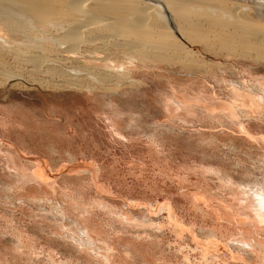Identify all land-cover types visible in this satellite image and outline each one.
<instances>
[{"label":"rangeland","instance_id":"374dc122","mask_svg":"<svg viewBox=\"0 0 264 264\" xmlns=\"http://www.w3.org/2000/svg\"><path fill=\"white\" fill-rule=\"evenodd\" d=\"M202 24L184 65L152 59L172 72L100 49L124 66L104 86L73 74L79 55L70 67L52 51L56 75L40 86L5 58L27 82L0 74V264H264V219L237 200L264 184V102L245 92L264 62ZM253 104L260 113L239 112ZM238 235L252 252L232 247Z\"/></svg>","mask_w":264,"mask_h":264},{"label":"bare ground","instance_id":"6f19581e","mask_svg":"<svg viewBox=\"0 0 264 264\" xmlns=\"http://www.w3.org/2000/svg\"><path fill=\"white\" fill-rule=\"evenodd\" d=\"M202 23L207 24L209 29H218L212 35L224 50L238 48L241 59L250 57L264 62V0H0V74H3V79L15 81V84L27 82L21 72L13 73L15 71L11 72L9 67L2 66L7 58L12 65L30 66L28 71L32 73L29 78L40 86L47 81L43 76L56 75L52 71V51L55 50V54L62 56V65L70 66L79 55L86 67L84 70L74 68L73 74L80 76L84 72L92 83L102 86L104 81L108 82L124 68L114 64L108 58L110 55L100 52L105 47L120 49L124 55L135 52L140 62L152 65L159 72H172L170 68L174 63L184 65V61L188 60L187 56L180 55L186 41L205 44L201 37L198 39L200 33L197 29L203 27ZM36 26L37 31H41L39 34L44 36L42 41L41 36H36L39 31L35 34ZM229 27L233 31L227 36ZM183 32L188 33V38L184 37ZM80 43L91 46L93 53L83 54V50H79ZM152 59H163L172 66L168 68L167 65H160V62L157 65ZM191 62L186 66L196 68L200 65ZM65 82L72 85L76 79L66 78ZM257 84L261 85H251L245 92L255 94L256 98L253 96V99L264 102V83ZM241 108H245L244 105ZM261 108L259 104H253L244 110L239 109V112L255 114L260 113ZM242 192L237 197L238 203L264 219V184H253ZM59 216L61 220L65 219L63 213ZM206 231L213 232L210 229ZM77 238L85 245H93L81 230ZM243 238L241 235L233 238L235 245L232 247L240 252H252V243ZM91 250L95 251V248Z\"/></svg>","mask_w":264,"mask_h":264}]
</instances>
